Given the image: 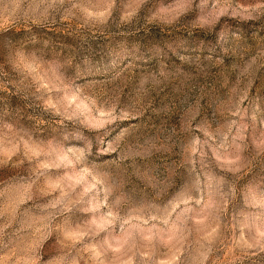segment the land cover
Returning a JSON list of instances; mask_svg holds the SVG:
<instances>
[{
    "label": "rangeland",
    "instance_id": "374dc122",
    "mask_svg": "<svg viewBox=\"0 0 264 264\" xmlns=\"http://www.w3.org/2000/svg\"><path fill=\"white\" fill-rule=\"evenodd\" d=\"M0 264H264V0H0Z\"/></svg>",
    "mask_w": 264,
    "mask_h": 264
}]
</instances>
